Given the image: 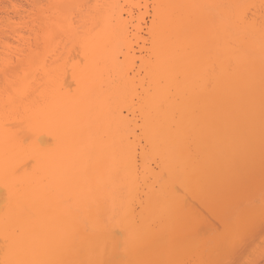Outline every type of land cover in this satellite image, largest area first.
<instances>
[{
    "label": "bare ground",
    "instance_id": "6f19581e",
    "mask_svg": "<svg viewBox=\"0 0 264 264\" xmlns=\"http://www.w3.org/2000/svg\"><path fill=\"white\" fill-rule=\"evenodd\" d=\"M38 1H34L30 10L15 9L19 17L18 23L12 21L9 13L7 21L5 20L15 42L7 43L6 57L0 64V117L3 116L6 102L17 97L21 90L33 93V99L43 98L47 92L49 73L55 69L59 95L49 103L57 111L59 119L76 130L80 150L73 147L71 137L62 144L57 129L46 120L18 124L12 130L18 145L13 164L26 172L35 169L49 178L66 172L70 179L83 186L96 179L87 171L94 160L83 149L91 141L98 139L97 133L101 127L124 140L132 135L139 143L134 134L143 126L146 115L137 91L144 81V76L141 75L144 55L137 56L132 41L135 40L137 44L141 42L139 52L146 53L143 28L140 19L134 25L133 11L125 10L126 4H121L119 0H86L94 1L93 5L91 2H81L87 7L76 9L71 14L73 20L68 30L53 40L49 19L56 14V10L48 6L58 3L40 5ZM159 1L219 6L199 10L198 13L214 17L215 24L181 31L176 40L180 55H185L189 50L204 53L210 51L211 55L206 56V59L215 62L218 67L229 64L233 66L230 73L216 74L217 85L214 89L203 91L197 106L198 117L193 119L189 112L183 124L178 125L181 132L195 128L197 147L202 159L207 166H211L220 157L231 153L235 143L243 147L255 139L252 136L264 132L260 89L264 0H158V3ZM132 2L134 0L126 3ZM142 3L143 8L147 9L148 0H137L133 4L140 8ZM97 5L101 7H96ZM147 12L148 9L145 13ZM92 16L110 19L107 35L91 32L89 20ZM151 26L152 21L146 31L149 32ZM76 29L91 34L93 40L88 47L74 35ZM250 52H255L251 89L248 75ZM137 58L141 62L138 68L134 62ZM145 143H151L152 151L146 161L143 146L139 149L138 174L143 183L134 187L122 177L112 187L114 195L109 196L104 209L106 226L96 242L98 248L106 251L105 258L116 261L117 264H122L127 256L134 255L125 249L128 232L121 219L122 213L136 208L141 197L147 199L146 193L159 186L165 173L172 196L181 205L193 226L198 212L195 205L190 204L193 207H189L187 197L200 200L204 193V184H192L183 179L181 167L174 159L171 144L165 135L154 137L152 141L146 139ZM37 152L41 154V160L39 165H33L32 157ZM152 162L156 167L151 166ZM211 178L218 180L216 175ZM104 179L107 181L106 175ZM7 198L6 190L0 185V210L5 207ZM34 228L35 242L41 244L56 230L57 225L47 215H40L34 221ZM167 242V237L161 234L153 239L151 248L166 245ZM158 248H155L157 255ZM152 254L150 253L151 256ZM130 259L132 258L127 260Z\"/></svg>",
    "mask_w": 264,
    "mask_h": 264
},
{
    "label": "snow or ice",
    "instance_id": "6c2138e0",
    "mask_svg": "<svg viewBox=\"0 0 264 264\" xmlns=\"http://www.w3.org/2000/svg\"><path fill=\"white\" fill-rule=\"evenodd\" d=\"M48 7L56 10V14L49 19L51 35L55 40L68 30L73 20L71 14L87 6L64 3ZM148 7L155 12L144 42L146 54L141 68L144 81L137 88L138 99L146 112L143 126L134 134L139 143L132 135L124 140L101 127L98 139L83 149L94 160L87 171L96 179L82 186L70 179L66 172L49 178L35 169L26 172L13 164L18 145L12 130L18 124L46 120L57 129L62 144L71 137L73 147L80 150L76 130L61 121L49 103L59 95L55 69L49 73L47 92L43 98L33 99V93L25 89L6 102L0 117V185L6 190L8 198L5 207L0 210V264H117L105 258L106 251L98 248L96 242L106 226L104 209L109 196L114 195L112 187L122 177L134 187L143 183L138 174L139 149L143 145L146 161L152 151V145L145 143L146 139L152 141L160 135L168 138L171 153L179 163L186 182L204 184L211 179L210 170L197 147L195 128L181 132L178 125L183 124L189 112L193 119L198 117L197 106L203 91L214 89L216 74L230 73L233 66L218 67L215 62L206 59V56L210 57V51L189 50L180 55L176 40L181 31L215 24L214 17L198 13L199 10L219 6L158 3ZM110 22L107 17L92 16L89 20L91 32L107 35ZM74 35L85 47L92 43L93 37L89 32L76 29ZM248 55L251 89L255 52ZM115 58L119 59L118 56ZM260 89L264 124V43L260 49ZM40 160L41 154L37 152L32 157V164L39 165ZM166 180L167 173L161 177L158 187L146 193L147 199L141 197L136 208L122 213L121 219L128 232L125 249L136 255L126 264H229L209 258V253L238 245L257 214L264 220V197L259 207L251 197H239L225 206L216 234L209 238L200 237L172 196ZM40 215L53 219L57 228L47 240L37 244L34 221ZM161 234L167 237L168 242L158 256L152 257L151 243ZM247 264H255V261L250 260Z\"/></svg>",
    "mask_w": 264,
    "mask_h": 264
},
{
    "label": "rangeland",
    "instance_id": "374dc122",
    "mask_svg": "<svg viewBox=\"0 0 264 264\" xmlns=\"http://www.w3.org/2000/svg\"><path fill=\"white\" fill-rule=\"evenodd\" d=\"M34 1L37 2L38 0H0V64L6 57L7 43L15 42L10 36V29L6 25L7 22H5L8 18L7 14L9 13L12 21L18 23L19 17L15 13V9L30 10L31 6L34 5ZM119 1L123 5L126 4L125 10L133 11L135 20L134 25L137 23V20L140 19L143 28L142 35L146 38V34L148 33L146 30H148V27L151 24L152 14L155 11V9H151L148 6L152 3L158 4V0H148L147 13H145V11H147L146 7L145 9L143 7L139 8L133 4L136 3L137 0H134L132 3H126L131 0ZM38 2L40 5H47L49 3L61 4L63 2L76 4H80L81 2H87L90 4L91 2V5L94 3V1L88 2L86 0H39ZM12 5H15V7H12ZM141 6H144V3H142ZM4 10L6 12H4ZM125 17H127L126 14ZM132 44L137 56H143L146 54H140L139 52V44H141V42L137 44L136 41L133 40ZM134 62L136 68L141 65L138 58ZM252 138L255 139L250 143H247V145L245 144L243 147L239 146L238 143H235L231 153L220 157L218 161L211 166H207V164L206 166L208 169H211V174L214 176L216 175L218 180L211 178L210 182H213L209 183L208 181L204 183V193L200 200L192 199L190 196L187 197L189 200V207L195 205L194 208H197L196 211L198 212V217L196 214L195 216L197 220L194 222L196 227L193 226V230H196L200 234V237L209 238L216 234L217 226L221 223V216L225 206L235 199L244 196L251 197L256 202L257 207H259L262 197H264V132L260 133L258 136H252ZM153 164L154 162H152L151 166L156 167V164ZM156 171L158 170L156 169ZM192 207L191 209L193 210ZM162 246L165 247L166 245H157L155 247L153 246V248H151L152 250L150 249V253H153L152 257L157 255V252L155 253V248L159 247L163 250L164 247ZM159 248L157 251L160 254L162 250L160 251ZM129 258L135 259L136 255L127 256L122 264H126L128 261L127 259ZM209 258L226 261L229 262V264H247L250 260H254L255 264H264V220H262L259 214H257L254 221L245 232L242 241L238 245L230 249L212 251L209 253Z\"/></svg>",
    "mask_w": 264,
    "mask_h": 264
}]
</instances>
